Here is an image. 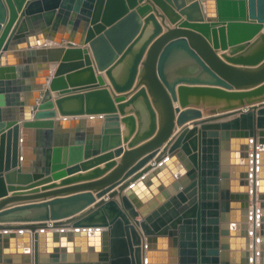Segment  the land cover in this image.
<instances>
[{
	"label": "water",
	"instance_id": "obj_1",
	"mask_svg": "<svg viewBox=\"0 0 264 264\" xmlns=\"http://www.w3.org/2000/svg\"><path fill=\"white\" fill-rule=\"evenodd\" d=\"M263 29L264 0H0V264H264Z\"/></svg>",
	"mask_w": 264,
	"mask_h": 264
},
{
	"label": "crops",
	"instance_id": "obj_2",
	"mask_svg": "<svg viewBox=\"0 0 264 264\" xmlns=\"http://www.w3.org/2000/svg\"><path fill=\"white\" fill-rule=\"evenodd\" d=\"M160 19V18H159ZM167 23H169V21H167ZM165 27V26H164ZM264 30V29H263ZM49 43H51V42H49ZM69 42L67 41V40H64V44H68ZM60 44H63V43H60ZM60 44H58V45H60ZM229 51V50H228ZM227 51V52H228ZM224 51H222V50H219L218 51V53L219 54H221V53H223ZM49 66H48V68H46V67H39V66H36V74L33 76V78H38V77H42L43 75H44V73H45V71H46V69L49 71V78H48V80L49 79H51L52 77H53V75H54V73H55V71H56V68H57V65H58V62H50L49 64H48ZM102 74H104L103 72H102ZM83 76V75H82ZM106 78V77H105ZM107 79V78H106ZM49 86V83L48 82H46V83H44L43 84V87H48ZM52 93H53V97L55 98L56 97V95H57V92L56 91H52ZM56 110H57V112L59 113V110H58V108H56ZM60 115V114H59ZM191 123H192V121H189V122H187V124L188 125H191ZM121 128H122V130H125V124L124 123H122L121 124ZM178 128V130L180 129V127H177ZM177 130V131H178ZM102 131H103V126H102ZM122 145H125V144H122ZM114 150V149H113ZM113 150H111V151H113ZM120 158H121V156H116L114 159L115 160H120ZM151 163V162H150ZM79 164V163H78ZM105 164H106V162H102L101 164H99L98 166H96V167H104L105 166ZM74 165H77V164H74ZM69 167H71V166H68L67 167V169L69 168ZM93 169H95V168H89L88 170H86V171H84V170H78V171H76V172H73V173H70V174H67L66 176H63V177H61V178H57V179H55V178H53V179H51V180H49L48 182H46V183H44V184H41L40 186H38V188H41L42 186H44V185H51V184H53V183H55V185L56 186H53V187H50V188H48L47 190H45V191H56V190H61V189H67V188H70V187H74V186H77V185H81V184H84V183H88V182H90V181H94L95 179H98V178H90V179H81V180H72L71 182H69V183H66V184H62L63 183V181L65 180V179H71V178H73L74 176H77V175H81V174H83V173H89L90 171H92ZM103 177V176H102ZM118 188V186H116L114 189H117ZM14 192L15 191H10L9 192V194H8V196L7 197H9V196H11V195H13L14 194ZM73 193V192H72ZM71 193V194H72ZM94 194H96V192H94ZM66 196V195H70V193H63V194H61V195H58V196ZM107 195V194H106ZM106 195H104V196H102V198L103 197H106ZM54 197H56V196H50V197H48V198H46V199H44L45 201L46 200H49V199H52V198H54ZM5 198V197H4ZM1 199H3V198H0V200ZM100 198H97V201L99 200ZM91 205H93V204H91ZM1 211V210H0Z\"/></svg>",
	"mask_w": 264,
	"mask_h": 264
},
{
	"label": "bare ground",
	"instance_id": "obj_3",
	"mask_svg": "<svg viewBox=\"0 0 264 264\" xmlns=\"http://www.w3.org/2000/svg\"><path fill=\"white\" fill-rule=\"evenodd\" d=\"M258 206H259V203H258ZM257 226H258V223H257Z\"/></svg>",
	"mask_w": 264,
	"mask_h": 264
}]
</instances>
